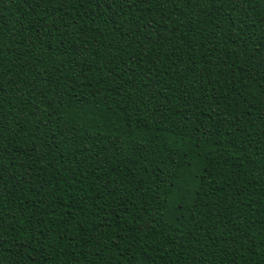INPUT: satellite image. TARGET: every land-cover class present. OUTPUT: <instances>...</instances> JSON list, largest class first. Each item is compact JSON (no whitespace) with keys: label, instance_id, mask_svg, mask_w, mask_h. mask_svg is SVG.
<instances>
[{"label":"trees","instance_id":"1","mask_svg":"<svg viewBox=\"0 0 264 264\" xmlns=\"http://www.w3.org/2000/svg\"><path fill=\"white\" fill-rule=\"evenodd\" d=\"M0 264H264V0H0Z\"/></svg>","mask_w":264,"mask_h":264}]
</instances>
